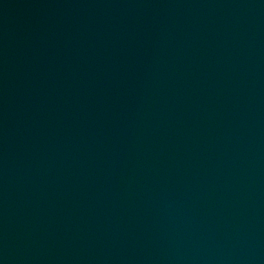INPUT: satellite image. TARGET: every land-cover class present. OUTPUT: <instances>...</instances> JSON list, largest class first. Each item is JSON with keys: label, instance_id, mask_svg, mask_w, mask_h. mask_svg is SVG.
<instances>
[{"label": "water", "instance_id": "95a60500", "mask_svg": "<svg viewBox=\"0 0 264 264\" xmlns=\"http://www.w3.org/2000/svg\"><path fill=\"white\" fill-rule=\"evenodd\" d=\"M0 264H264V0H0Z\"/></svg>", "mask_w": 264, "mask_h": 264}]
</instances>
